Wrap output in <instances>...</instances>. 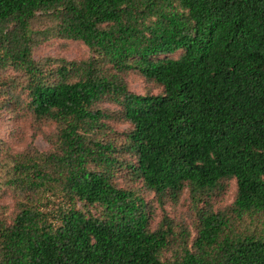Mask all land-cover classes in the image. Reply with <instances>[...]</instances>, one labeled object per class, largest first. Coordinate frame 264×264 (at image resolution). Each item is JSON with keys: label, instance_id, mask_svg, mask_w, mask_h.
<instances>
[{"label": "trees", "instance_id": "1", "mask_svg": "<svg viewBox=\"0 0 264 264\" xmlns=\"http://www.w3.org/2000/svg\"><path fill=\"white\" fill-rule=\"evenodd\" d=\"M4 114L0 264H264V0H0Z\"/></svg>", "mask_w": 264, "mask_h": 264}, {"label": "rangeland", "instance_id": "2", "mask_svg": "<svg viewBox=\"0 0 264 264\" xmlns=\"http://www.w3.org/2000/svg\"><path fill=\"white\" fill-rule=\"evenodd\" d=\"M34 55L36 58L40 56H46V55H62L67 57L68 59H80L83 57H87L89 55L88 48L80 41H63L59 39H50L48 41H45L41 43L34 51ZM149 85L146 84V82L140 78L139 76L134 75L132 78L129 79V88L131 91L143 94L148 90ZM159 89H154V92H157ZM113 108H116V106L111 105ZM8 114H4L2 116V119L0 120V139H7L8 136ZM126 125L120 124L119 128H125ZM26 137L28 138L27 142L33 141L34 145L40 149L45 150L48 146L47 142L43 139L42 135H37L33 138H31V132L28 131L26 133ZM234 186L231 183L228 184L226 193L223 197L222 203L223 205L229 204L234 196ZM3 204H6L8 207V210L10 211L12 209V201L10 198H6L3 200ZM166 210L169 211L172 215H176L177 217H182L183 214H185V205L184 202H180L178 205L174 207H170L168 205H165Z\"/></svg>", "mask_w": 264, "mask_h": 264}]
</instances>
